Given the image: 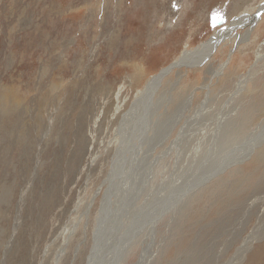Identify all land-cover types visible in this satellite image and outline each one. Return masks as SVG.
Segmentation results:
<instances>
[{
    "label": "rangeland",
    "instance_id": "374dc122",
    "mask_svg": "<svg viewBox=\"0 0 264 264\" xmlns=\"http://www.w3.org/2000/svg\"><path fill=\"white\" fill-rule=\"evenodd\" d=\"M0 98V264L264 258V0H0Z\"/></svg>",
    "mask_w": 264,
    "mask_h": 264
},
{
    "label": "bare ground",
    "instance_id": "6f19581e",
    "mask_svg": "<svg viewBox=\"0 0 264 264\" xmlns=\"http://www.w3.org/2000/svg\"><path fill=\"white\" fill-rule=\"evenodd\" d=\"M221 33V30L220 31H217V32H215V33H212L211 34V36L207 39V40H209V39H211V37H217L219 34ZM242 37H244V34H240V35H238V39H240V38H242ZM215 38H213V39H211V41H210V44H211V42H213L214 43V39ZM196 51L197 52H202V50H199V49H196ZM199 54V53H198ZM195 57V55H192L191 53H189V52H187V51H184L183 53H181V55L176 59V60H174L171 64H169V66H167V67H165V68H163V69H161L154 77H152L151 78V80H150V82H148V84L146 85V87L143 89V90H141L140 91V94L137 96V99H136V102H135V104H134V106L133 107H131V109L129 110V112H128V114L122 119V122H121V126H122V129L121 130H123V127H124V125H125V123L128 121V124H127V127L124 129V138H123V141H122V146L123 147H125L126 145H129V143H130V140H131V138H132V129H133V127H134V125L137 123V122H141V121H143V120H145V118H146V116H147V114H148V112H147V108H148V100H146L145 102H144V99H147V97H148V95L149 94H147L146 95V93H147V89L148 88H150L151 86H152V84H153V82L155 81V80H157L158 78H159V76L161 75V74H159V73H164V72H166V71H168L169 70V68H171V67H175V65H179V64H182V63H188V62H191L193 59H196V58H194ZM260 58V55L258 56V59ZM224 64H226L225 63V61L220 65L221 67L224 65ZM255 65V64H254ZM165 75V74H164ZM146 96V97H145ZM1 99V98H0ZM0 108H4V109H7V108H10V101H6V100H0ZM144 110L146 111V114H144ZM149 111V110H148ZM97 118V117H96ZM95 122V121H94ZM264 133V131L262 132V133H260V135H262ZM92 135V137L94 136V132L91 134ZM259 135V136H260ZM255 139V138H254ZM255 145V143L254 142H252L250 145H249V148H248V150L246 151V152H248L249 153V151L252 149V147ZM125 148H130V146H127V147H125ZM103 208H104V206H103ZM103 212V211H102ZM119 213V212H118ZM102 222V221H101ZM106 222V221H105ZM254 238V237H253ZM94 241H95V239H94ZM250 242H251V240H250ZM250 242H249V244H250ZM248 246V245H247ZM245 249V248H244ZM264 250V245H258V247H257V251L258 250ZM96 251V250H95ZM261 252V251H260ZM264 252V251H263ZM98 253V252H97ZM96 253V254H97ZM258 252H256L255 251V253H254V255H253V257H252V255H250L252 258L251 259H253V260H257V261H254L253 263L254 264H259V262H260V264H264V258H261V256L259 257L258 256V254H257ZM95 254V255H96ZM263 254V253H262ZM238 260V259H237ZM240 260V259H239ZM250 260V259H249ZM95 261H96V256L94 257V259H93V264L95 263ZM232 263H234V262H232ZM252 263V262H251ZM250 263V264H251ZM252 263V264H253ZM248 264V263H247Z\"/></svg>",
    "mask_w": 264,
    "mask_h": 264
},
{
    "label": "water",
    "instance_id": "95a60500",
    "mask_svg": "<svg viewBox=\"0 0 264 264\" xmlns=\"http://www.w3.org/2000/svg\"><path fill=\"white\" fill-rule=\"evenodd\" d=\"M221 29H218L217 31H220Z\"/></svg>",
    "mask_w": 264,
    "mask_h": 264
}]
</instances>
